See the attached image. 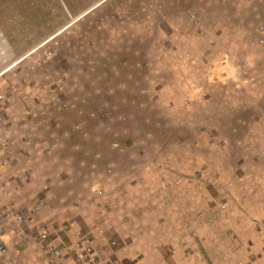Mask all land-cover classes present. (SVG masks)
I'll use <instances>...</instances> for the list:
<instances>
[{
  "label": "rangeland",
  "instance_id": "rangeland-1",
  "mask_svg": "<svg viewBox=\"0 0 264 264\" xmlns=\"http://www.w3.org/2000/svg\"><path fill=\"white\" fill-rule=\"evenodd\" d=\"M0 34V118L37 117L8 141L49 160L56 243L110 261L132 223V248L168 227L195 244L188 264L242 256L235 229L264 223V0H0Z\"/></svg>",
  "mask_w": 264,
  "mask_h": 264
},
{
  "label": "crops",
  "instance_id": "crops-1",
  "mask_svg": "<svg viewBox=\"0 0 264 264\" xmlns=\"http://www.w3.org/2000/svg\"><path fill=\"white\" fill-rule=\"evenodd\" d=\"M70 25L71 24H69V26ZM8 115L9 116L0 118V121L6 119L14 121L0 123V227L3 229V232L0 233V242L7 247L8 254L15 264H40L43 253L37 239L38 226L44 223L50 234L52 236L56 235L57 230L55 226L52 227V222H54L55 218L60 220L62 212L52 211V206L50 207V202L52 203V201H49V199H53L56 196H54L51 191L47 192V189L44 188L45 185L41 187L39 184L51 181L56 182V180L49 175V171H46L49 160L26 159V164L23 165L22 154H25L26 149L29 150L30 147L27 146L29 144H24L19 140L20 144L18 142V145L11 146L12 143L8 141L9 136H16V133L30 131L27 132L29 134L33 133V131H40L33 123L35 121L34 118L37 117L33 118L32 116L34 114L30 110L21 113H9ZM12 138H10L11 141ZM35 148L36 146H32L33 150H35ZM11 149H17L18 151L16 154H11L13 158H10L8 155ZM28 158L35 157L28 156ZM33 206H36L38 210L32 215L30 214V209ZM61 208L62 210L64 209V207ZM262 211L263 210L258 212V220L264 219V212ZM132 213L133 212H130L129 214L133 215ZM231 213L232 212H229V214ZM15 215L22 216V224L18 225L14 221ZM134 221H137V217L134 218ZM138 221L142 222L143 218H140ZM245 222L246 224L241 222L240 224L242 225H236L240 226L237 227L238 229H235L236 234L234 237L240 239L238 243L245 244L246 250L241 253L242 256H238V252L233 253L236 259L234 264L257 263L256 261L264 259V223L262 225L258 224L259 222H254L253 219H246ZM58 223H61V221ZM131 224L132 223H129L128 226L130 227H128V229L124 228V224L122 226L119 223L117 230L113 228L114 231L112 232L119 238L121 237L122 243L116 248H108L111 264H145L146 260L148 261L153 257H156L155 259H157L158 264H176L174 261L175 259L178 260L180 264H188L190 263L191 256L197 253L194 243L183 242L181 238L182 235L178 237L174 233L175 230L172 228L170 232L168 227L165 228V231L167 233H172L175 241L170 242L164 240L163 242L165 244H159L160 242L156 241V243L153 244L148 240L149 242L147 244V241L142 239V241H138V248H132L133 239H147V237H144L142 233L138 232L137 224ZM60 227H62V225ZM69 227V233L77 228L72 221L69 222ZM197 230H199L200 234H203L202 229ZM132 231L136 233L132 235ZM204 231H206V228L203 229V232ZM230 235H232V233ZM206 236H208V234L205 232V237ZM227 236L217 235V239L225 242L228 240ZM68 237L72 239L71 234H69ZM72 237L74 236L72 235ZM213 238L212 236V239ZM155 245L156 249H151V256L148 257L149 250L147 248L154 247ZM250 247L253 249L250 250ZM233 250L236 251L237 249H231V252H233ZM218 254H220V252H215L216 257L219 256ZM228 254L229 252L227 255ZM219 259L222 258L220 257ZM208 264L212 263L208 261Z\"/></svg>",
  "mask_w": 264,
  "mask_h": 264
},
{
  "label": "built area",
  "instance_id": "built-area-1",
  "mask_svg": "<svg viewBox=\"0 0 264 264\" xmlns=\"http://www.w3.org/2000/svg\"><path fill=\"white\" fill-rule=\"evenodd\" d=\"M0 42H2V46H6V41L1 34ZM37 210L38 208L33 206L30 209V214H35ZM14 221L20 225L23 223V218L20 215H15ZM2 232L3 229L0 227V233ZM37 239L43 253L40 264H68L66 258L71 254V251H73L74 261L78 264H111L109 257L104 252L97 251L82 238L74 241L71 246L63 242L56 243L45 224L38 226ZM0 264H15L8 254L7 247L2 242H0Z\"/></svg>",
  "mask_w": 264,
  "mask_h": 264
},
{
  "label": "bare ground",
  "instance_id": "bare-ground-1",
  "mask_svg": "<svg viewBox=\"0 0 264 264\" xmlns=\"http://www.w3.org/2000/svg\"><path fill=\"white\" fill-rule=\"evenodd\" d=\"M7 54L6 47L2 46V42H0V58L4 60Z\"/></svg>",
  "mask_w": 264,
  "mask_h": 264
},
{
  "label": "clouds",
  "instance_id": "clouds-1",
  "mask_svg": "<svg viewBox=\"0 0 264 264\" xmlns=\"http://www.w3.org/2000/svg\"><path fill=\"white\" fill-rule=\"evenodd\" d=\"M67 28V27H66Z\"/></svg>",
  "mask_w": 264,
  "mask_h": 264
}]
</instances>
